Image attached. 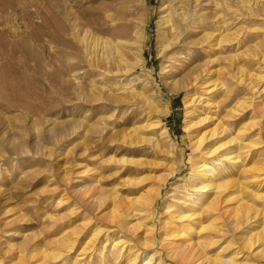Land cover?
Here are the masks:
<instances>
[{"label": "rangeland", "instance_id": "obj_1", "mask_svg": "<svg viewBox=\"0 0 264 264\" xmlns=\"http://www.w3.org/2000/svg\"><path fill=\"white\" fill-rule=\"evenodd\" d=\"M0 5V264H142L186 238L220 240L206 247L213 254L242 235L244 205L256 219L247 233L263 227L264 0ZM89 32L127 40L125 59L102 61L82 39ZM206 59L211 70L196 84ZM187 94L213 103L201 133L225 128L203 144L222 138L216 145L230 151L207 154L228 184L222 215L192 169L200 149L184 129ZM146 195L153 203L136 204Z\"/></svg>", "mask_w": 264, "mask_h": 264}, {"label": "bare ground", "instance_id": "obj_2", "mask_svg": "<svg viewBox=\"0 0 264 264\" xmlns=\"http://www.w3.org/2000/svg\"><path fill=\"white\" fill-rule=\"evenodd\" d=\"M1 10L3 11V9ZM168 20L169 18L167 17V21ZM14 30L16 29H13V31ZM209 33H204V35H202L203 38H200L199 45H202L203 43L207 42V39L210 36ZM82 39L86 40L87 44L89 43V46L92 47V48L90 47L92 51H96L98 49L100 50V52H102L100 56L102 61L103 59H106V58L110 60L115 59L118 62L125 59L124 54L121 51V46H123V48L124 46H128V41L125 39L118 38V40H113L109 38H102V37H98L94 35L92 32H89L88 34L85 33L82 36ZM209 46L211 47V45ZM209 62H210L209 59H206L205 61H203V63L199 64L198 67L194 69L195 73H198L195 75L194 78H192L195 80L194 82H196L197 80L199 81V79L200 80L204 79V76L209 74L211 70V68H209ZM203 72L205 73L204 76H202ZM197 83L198 82H196V84ZM192 95L193 94L186 95V97L190 96V101L191 103H193V106L192 107L190 106L192 109H189L188 100H185L186 107L188 108L187 114L189 118L186 119L185 127H184V129L190 135L192 147L195 150L200 149L199 154L192 161V169H194L197 172V176L195 177H197L198 180L202 184V186L199 189L204 190L205 192L208 189L214 190L215 194L210 199V203H211L212 209L221 211V215H222V213H224L226 210L224 208V205H222V202L224 201V199L222 198L223 196L220 193L221 191H223V189L226 188L228 184L225 182V180L224 182L220 181L219 178L216 176L213 167L210 165L207 154L216 153L218 150H220L225 145V143L221 142L220 144L216 145L218 142L222 141V138H219L217 141H213L212 143H209V144L207 143L205 145L203 144L209 135L210 137H216L219 134L225 132V128L223 127L221 123H217L215 127L210 129L209 132L205 131L201 133L202 130H205L208 128V125L206 123L207 121L211 119L210 109L213 103L210 102L208 98L204 99L200 97L199 103L202 102V104L198 105L196 103L199 98L197 97L193 98ZM198 124L200 125L203 124V127L199 130H195L194 127ZM166 132H167L166 128L163 127L161 129V133H166ZM220 152L221 153H217V154H219V158L220 157L222 158V156L227 157L228 152L230 151L229 149L222 148ZM150 202L153 203L152 199H150L149 195H146L138 199L136 204L139 205V204L150 203ZM243 205L235 208V210L238 212L240 208L243 207ZM135 208H138L139 212L143 211V209L139 208V206L137 207L135 206ZM135 208L133 209L135 210ZM244 208L245 210H244L243 216L235 219L237 224L234 226L235 229H242V230L245 229L242 231L241 233L242 235L238 237H235V236L231 237L230 243H226L224 246L221 247V249L217 250L213 254H209V252L206 250V247L213 246L215 243L219 242L220 240H212L209 237L203 240L202 242L199 240L192 242V240L188 238L184 239L181 242L166 240L164 242L165 255L160 256L158 258L155 257L156 258L155 259L152 254H149L147 259H144V260L142 259L143 260L142 264H163V260L166 257H170L172 260L176 261L179 264L196 263L195 261L192 263H189V261H192V259H195V257H198L197 259L198 260L200 259L201 260L200 262L203 264H259V262L262 259H264V224H263V227L260 230H258V232H254V233L251 232L250 234H248L247 231H249L248 228L251 222L256 219L252 220L251 216H249L251 208L245 205H244ZM255 211L258 215V210L255 209ZM129 215H130L129 213L124 215L123 213L113 212L111 214V219L113 221L117 220L118 224L122 223L123 226H126L128 229L135 228V226H137L138 223L136 224L133 223L131 225L130 223L131 221L127 219ZM124 216L126 217L125 221H124ZM208 228H209L208 226H203L201 230H206ZM146 230L152 234L154 232V226L152 225L146 228ZM140 241L142 245H146V246L151 242L153 243V240L152 238H150V236L149 237L143 236V238H141ZM34 255H35L34 252H31V257H33ZM141 255L142 253H138V254L136 253L135 258H138ZM42 263L45 264V261L43 260L41 264Z\"/></svg>", "mask_w": 264, "mask_h": 264}]
</instances>
